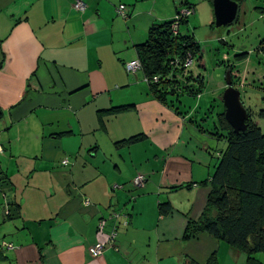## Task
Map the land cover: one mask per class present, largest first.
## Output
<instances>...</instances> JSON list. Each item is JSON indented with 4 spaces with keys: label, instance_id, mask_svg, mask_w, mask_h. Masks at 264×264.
Listing matches in <instances>:
<instances>
[{
    "label": "crops",
    "instance_id": "crops-1",
    "mask_svg": "<svg viewBox=\"0 0 264 264\" xmlns=\"http://www.w3.org/2000/svg\"><path fill=\"white\" fill-rule=\"evenodd\" d=\"M74 2L0 0V170L18 214L5 213L0 190V264H249L247 252L186 232L228 146L219 125L174 96L173 105L157 100L142 70L125 68L149 28L166 21L158 2L84 0V11ZM238 4L233 23L247 11ZM203 83L200 94L181 92L198 97ZM120 105L131 108L106 111ZM138 175L146 180L137 187ZM99 241L95 258L89 247ZM252 257L264 264V252Z\"/></svg>",
    "mask_w": 264,
    "mask_h": 264
},
{
    "label": "trees",
    "instance_id": "trees-1",
    "mask_svg": "<svg viewBox=\"0 0 264 264\" xmlns=\"http://www.w3.org/2000/svg\"><path fill=\"white\" fill-rule=\"evenodd\" d=\"M237 1L241 3L243 0ZM184 4L185 8L194 11L193 4L186 0ZM181 8H176V15ZM176 15L171 20L154 23L149 28L146 41L136 45L137 59L149 81L151 94L157 100L172 105L168 96H174L177 90L196 94L202 84L193 82H200V77L194 78L189 73L190 67L184 65L187 56L194 57L198 53L199 42L190 34L189 29L185 32L181 30L189 16L182 17L177 30H174ZM259 48L264 51V40ZM130 108V105H120L106 111L114 114ZM260 112L264 115L263 109ZM254 114L253 110H249L247 128L239 132L233 130L224 113L219 114L221 137L227 140L228 146L211 177L212 190L202 217L198 221H190L186 232H206L247 252L249 264H261L252 255L264 252V131L253 120ZM136 139L133 137L128 141ZM63 161L67 159L62 160V164H68V161L66 164ZM168 210V204L161 205L160 213H167ZM119 216L120 213L116 212L115 218Z\"/></svg>",
    "mask_w": 264,
    "mask_h": 264
},
{
    "label": "rangeland",
    "instance_id": "rangeland-1",
    "mask_svg": "<svg viewBox=\"0 0 264 264\" xmlns=\"http://www.w3.org/2000/svg\"><path fill=\"white\" fill-rule=\"evenodd\" d=\"M184 1L154 0V5L158 2L156 5L158 10L154 6V13L162 14L166 20L170 19L171 12L174 11L176 14V7L181 6V9H186L183 6ZM187 1L194 4L195 12H191L187 23L181 26V30L185 32L189 29L190 34L199 41L198 53L193 57L189 73L194 78L201 77L200 82L194 81V83L197 85L204 83L202 94L198 97L184 96L180 90H177L173 94L175 102H182L181 108L194 109L201 113L206 117L204 124L220 127L219 114L225 112L223 93L228 87L229 75L234 88L240 91L244 104L246 101L252 104L255 116L258 115L256 119L253 117V120L264 131V115L260 112V109L264 110V51L259 48L264 40V20L259 18L263 13L256 7L264 6V0L241 1L242 8L247 10L246 13L243 15L240 10L237 22L218 27L215 24L210 0ZM242 22L246 28L240 26ZM253 72L259 75L255 87H253L255 84L253 77H256V74ZM256 90L259 92L256 93ZM179 96L180 101L177 100ZM216 130L222 135V130L219 128ZM225 146L223 151L226 150L227 144Z\"/></svg>",
    "mask_w": 264,
    "mask_h": 264
},
{
    "label": "water",
    "instance_id": "water-1",
    "mask_svg": "<svg viewBox=\"0 0 264 264\" xmlns=\"http://www.w3.org/2000/svg\"><path fill=\"white\" fill-rule=\"evenodd\" d=\"M238 7V2L234 0H213L216 26L233 23L237 15ZM227 84L228 87L223 93L225 118L234 131H244L247 128L249 112L241 99L240 91L232 85V80L229 75L227 77ZM1 173L2 171L0 170V188L8 197V206L5 213H9V215L14 218L17 217L18 214L16 207L12 206V201L10 200L13 191L10 189V182Z\"/></svg>",
    "mask_w": 264,
    "mask_h": 264
},
{
    "label": "built area",
    "instance_id": "built-area-1",
    "mask_svg": "<svg viewBox=\"0 0 264 264\" xmlns=\"http://www.w3.org/2000/svg\"><path fill=\"white\" fill-rule=\"evenodd\" d=\"M74 7L77 11H84L86 4H85L84 0H75ZM191 12L192 11H190L188 8L181 9L179 11V13L176 15V23L174 24V30H177L179 20L184 16H186V17L189 16L191 14ZM118 13L123 18L128 17V15H127L128 10L124 6H120L118 8ZM192 63H193V57L191 55L187 56L184 60V65L189 68V67H191ZM125 68L128 71V73L134 74V73L138 72L139 70H142V65L138 59H135V60L127 62L125 64ZM155 80H157V77H155ZM146 81L149 82L147 80V78H146ZM2 153H3V147L0 143V154H2ZM144 181H145L144 176L138 175L134 178L133 183L135 186L138 187V186H142L144 184ZM86 204H89V201H86ZM115 236H116V233H113L111 236V240H114ZM4 246H6L8 248H13L12 244H10V243H4ZM104 250H105V245L101 241H99V242H97V243H95L89 247L90 255L95 257V258L100 257L104 253Z\"/></svg>",
    "mask_w": 264,
    "mask_h": 264
},
{
    "label": "bare ground",
    "instance_id": "bare-ground-1",
    "mask_svg": "<svg viewBox=\"0 0 264 264\" xmlns=\"http://www.w3.org/2000/svg\"><path fill=\"white\" fill-rule=\"evenodd\" d=\"M66 162H67V161H65V162L63 161V163H65V164H66ZM0 190H1V188H0ZM5 196L7 197V195L4 193V197H5ZM7 198H8V197H7ZM10 200H12V199L10 198ZM6 206H7V205H6ZM12 206H13V202H12ZM4 210L6 211V210H7V207H5ZM115 213H116V212H114V213L112 214V216H113L114 218H115Z\"/></svg>",
    "mask_w": 264,
    "mask_h": 264
}]
</instances>
